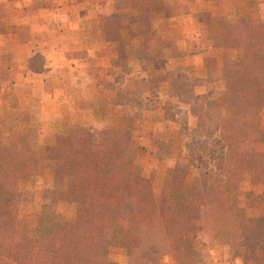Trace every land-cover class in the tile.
<instances>
[{
	"label": "trees",
	"instance_id": "16d2710c",
	"mask_svg": "<svg viewBox=\"0 0 264 264\" xmlns=\"http://www.w3.org/2000/svg\"><path fill=\"white\" fill-rule=\"evenodd\" d=\"M242 37L246 58L225 71L228 85L222 99L216 101L211 92L189 99L196 132L204 137L170 169L167 196L156 199L150 181L117 162L106 144L60 136L58 156L83 175L77 186L63 181L61 170V179L56 175L61 202L71 198L65 192L79 190L75 216L58 229L41 219L29 228L19 216L21 188L42 161L21 149L15 167L8 169L0 153V264H109L93 257V251L109 226L110 211L125 202L126 264H161L165 258L190 263L193 249L186 235L204 230L222 231L242 264H264V214L248 217L232 184L248 173L262 185L264 202V154L246 148L264 107V42L246 33L236 35L238 42Z\"/></svg>",
	"mask_w": 264,
	"mask_h": 264
},
{
	"label": "rangeland",
	"instance_id": "374dc122",
	"mask_svg": "<svg viewBox=\"0 0 264 264\" xmlns=\"http://www.w3.org/2000/svg\"><path fill=\"white\" fill-rule=\"evenodd\" d=\"M150 1L152 4L160 3ZM243 2L242 12L235 16V37L246 33L251 39L264 42V0ZM123 5H126L125 0ZM235 37L230 34L217 40L227 45L229 51L235 47L232 58L231 54H224L222 63L228 67L219 72L226 82L227 68L233 62L246 58L247 47L242 45L243 37L241 44ZM166 43L162 40L161 47L164 48ZM163 55L156 51L149 57L126 55L128 66L125 63L126 66L117 71H108L109 80L96 78V86L91 87L90 93L85 91L84 96L77 94L79 88L74 86L81 81L76 79L79 74L78 77L82 76L81 70L70 71L71 87L24 84L28 78H22L24 82H17L16 85L12 82L11 85L0 84V153L6 158L7 168L15 167L21 149L29 150L33 157L42 161V168L28 177L21 188L19 216L27 227L34 228L41 219L48 225L51 221L50 226L58 229L64 220L75 216V199L79 190L65 192L71 198L61 202L62 184L59 181L63 175V181L77 186L83 175L58 156L60 136L77 137L79 141L91 138L97 144H106L115 153L117 162L129 166L133 172L150 181L156 199L169 194L170 169L176 162L186 160L188 149L194 148L204 136L196 132L195 114L189 103L192 94H200L194 91L193 69L181 66L168 71ZM43 57V54L37 55L33 63L42 67ZM215 68L216 65H213L211 76L216 74ZM55 71H50L49 67L37 72L28 70L24 76L28 74L33 78L44 73L54 78L58 76ZM61 74L64 75V72ZM167 76H171V80H167ZM3 77H15L13 70L0 71V78ZM210 78L211 82L218 80ZM220 86L217 84L218 91H208L216 101L222 99L227 89L222 91ZM65 110L71 111L70 117L63 112ZM246 148L264 154V107ZM194 151L199 153L200 149ZM206 160L213 164V160ZM195 164L201 165L198 161ZM57 170L62 171L61 176ZM232 184L239 189V199L248 217L264 214L261 184L252 181L246 172L243 178L233 180ZM128 210L129 203L125 202L110 211L109 226L103 231L102 241L96 245L93 257L106 260L109 264H126ZM186 239L193 249L191 262L186 264H242L222 231L190 232ZM161 264L177 263L165 258Z\"/></svg>",
	"mask_w": 264,
	"mask_h": 264
},
{
	"label": "crops",
	"instance_id": "0c3cea01",
	"mask_svg": "<svg viewBox=\"0 0 264 264\" xmlns=\"http://www.w3.org/2000/svg\"><path fill=\"white\" fill-rule=\"evenodd\" d=\"M157 1L125 0L124 6L123 0H0V71L15 75L0 78V84L16 85L28 78L24 84L71 87L70 71L81 70L82 76H76L81 81L74 86L84 96L96 86V78L109 80L108 71L128 66L126 55L149 57L156 51L164 54L168 71L193 69L195 93L218 91L217 84L224 91L227 82L219 72L228 67L222 63L224 54L232 58L235 47L229 51L217 40L235 37V16L242 12L243 0ZM162 40L168 42L164 48ZM42 54L41 67L33 60ZM213 65L216 74L211 76ZM48 67L58 76H24L25 71ZM210 77L218 80L211 82ZM63 112L71 116V111Z\"/></svg>",
	"mask_w": 264,
	"mask_h": 264
}]
</instances>
